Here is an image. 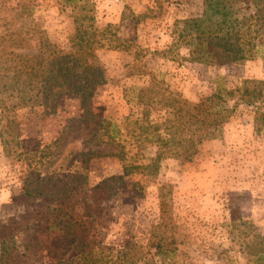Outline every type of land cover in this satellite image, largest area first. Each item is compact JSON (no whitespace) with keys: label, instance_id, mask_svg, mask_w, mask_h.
Masks as SVG:
<instances>
[{"label":"rangeland","instance_id":"obj_1","mask_svg":"<svg viewBox=\"0 0 264 264\" xmlns=\"http://www.w3.org/2000/svg\"><path fill=\"white\" fill-rule=\"evenodd\" d=\"M0 2L4 14L16 12L17 0ZM83 3L88 4L97 28L113 25L120 38L119 47L97 48L88 55L107 80L91 100L92 113L122 121L137 109L128 103L126 95L131 98L133 90L150 84L154 74L192 102L233 91L234 95H227L230 105L237 100V89L245 79L264 82L261 52L253 59L228 64L187 61L184 48L178 53L166 52L175 41L176 20L202 15L204 0ZM27 5L33 11L22 22L27 29H39L34 53L41 36L69 49L78 7L65 8L61 0H28ZM56 109L54 113L21 108L15 114L14 126L5 129L0 125V226L24 211L27 222L44 223V211L55 208L59 211L48 213L50 217L58 214L63 221L83 218L91 202L90 190L105 178L124 175L120 160L105 155L113 150L111 143L85 124L78 99L61 101ZM259 109L264 110V102L239 105L216 137L205 140L191 160L165 158L154 176L139 172L124 175V184L114 186L102 215L91 221L96 242L118 249L131 242L146 245L152 226L159 221L163 194L190 238L188 256L197 264H254V254L264 252V125L256 127ZM165 117V111H152L154 121ZM44 146L50 147L36 174L51 172L57 179L55 195L52 200L21 203L22 171L27 166L19 153L40 152ZM145 154V162L150 163L156 148H149ZM75 256L73 249L66 260L71 262ZM188 256L181 255L179 260ZM51 262L48 257L45 264Z\"/></svg>","mask_w":264,"mask_h":264},{"label":"trees","instance_id":"obj_2","mask_svg":"<svg viewBox=\"0 0 264 264\" xmlns=\"http://www.w3.org/2000/svg\"><path fill=\"white\" fill-rule=\"evenodd\" d=\"M27 1L17 0L14 14H4L0 2V125L5 129L14 126L15 114L21 108L56 113L61 101L76 98L83 107L81 117L85 124L111 143L113 150L105 155L120 160L124 175L139 172L154 176L165 158L191 160L205 140L216 137L239 105L264 102V82L259 80L245 79L237 89V100L230 105L228 96L234 95L233 91L217 92L192 102L154 74L150 84L133 90L131 98L126 95L128 103L137 109L122 121L92 113L91 100L107 80L88 55L97 48L119 47L116 28H97L83 0H61L65 8L79 9L73 18L76 28L70 48L63 49L41 36L36 54L34 40L38 39L39 29L31 31L22 22L33 11ZM175 28V41L167 53H178L184 48L187 61L205 64L250 60L258 52L264 55V0H204L202 15L176 20ZM155 110L166 112L164 120L151 119ZM255 120L260 129L264 125L263 109L258 110ZM49 147L44 146L40 152L19 153L27 166L22 171L21 203L54 197L57 179L51 172L36 174L38 165L45 163L43 158ZM154 147L155 158L145 162L146 150ZM124 175L105 178L90 190L92 198L85 208L86 217L59 220L58 214L48 215L59 211L55 208L52 212L44 211V223L27 222L25 211L9 218L0 226V264H45L48 257L51 264H197L188 256L190 238L163 194L160 218L152 226L146 245L131 242L118 249L96 242L91 221L102 215L114 186L124 184ZM73 249L76 256L68 262L66 255ZM181 255L188 258L180 261ZM254 257V264H264V252H257Z\"/></svg>","mask_w":264,"mask_h":264}]
</instances>
